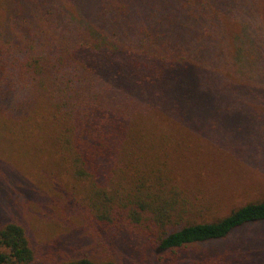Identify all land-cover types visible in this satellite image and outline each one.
<instances>
[{"label":"trees","instance_id":"obj_1","mask_svg":"<svg viewBox=\"0 0 264 264\" xmlns=\"http://www.w3.org/2000/svg\"><path fill=\"white\" fill-rule=\"evenodd\" d=\"M140 2L142 12L126 27L136 32V43L119 45L126 30L117 26L118 55L111 60L101 57L94 65L86 62V69L72 68L80 54L76 49L60 48L55 59L32 57L14 65L1 47L0 119L23 146L29 147L33 139L38 147L52 146L48 152L80 184L74 196L44 174L47 184L41 192L53 209L71 213L79 225L75 229L101 237L134 234L151 247L148 264H245L240 249L223 243L240 228L264 224V199L245 203L215 221L185 222L176 193L168 196L162 189V157L147 158V143L130 145L134 132L140 136L142 131L120 120L122 112L81 102L86 93L80 80L98 67L113 80L123 79L160 118V128L167 124L188 134V129L208 125L211 117L223 122L235 115L234 102L264 92V6L261 0ZM118 56L123 58L117 63ZM130 150L137 151L133 170L139 176L130 175L128 188L121 183L110 186L121 153ZM139 180L158 188L144 193ZM1 191L7 198L16 195L7 186ZM7 198L1 201L3 211L13 205ZM73 241L67 240L64 253L51 255L48 264H96ZM34 257L24 227L1 217L0 264H32Z\"/></svg>","mask_w":264,"mask_h":264},{"label":"rangeland","instance_id":"obj_2","mask_svg":"<svg viewBox=\"0 0 264 264\" xmlns=\"http://www.w3.org/2000/svg\"><path fill=\"white\" fill-rule=\"evenodd\" d=\"M261 2L264 6V0ZM141 8L140 0H0V48L14 65L17 60L32 57L55 59L60 48L76 49L80 54L75 59L76 65L71 66L86 69L83 65L86 62L94 65L101 57L111 60V55H118L120 50L115 51V46L121 34L119 28L126 30L119 45L128 41L136 43L132 35L136 32L126 27L132 16L137 18L142 12ZM118 57L114 58L118 59L117 63L123 58ZM103 71L104 68L98 67L86 79L81 77V89H85L82 94L86 93L81 102L122 112L120 120L125 118L131 129L142 131L140 136L134 132L128 144L135 147L147 143V158L162 157L163 161L158 162L163 163L162 189L169 192L168 196L176 193L174 199L181 204L179 210L185 222L215 221L245 203L264 199V92L258 91L259 95L236 103L230 100L234 102L231 107L235 106V115L221 119L223 122L219 117H211L208 125L197 131L188 129L187 134L179 128L173 131L167 124L160 128L163 125L160 118L153 114L140 93L122 82L123 79L113 80L110 75H103ZM4 125L0 119V221L1 217L10 218L24 227L35 253L32 264H48L49 257L64 253L67 240L72 239L96 264L149 263L151 247L134 234L126 231L116 235L106 233L102 237L88 234L75 229L79 225L70 212L53 209L41 193L47 184L44 174L74 196L79 195L80 184L48 152L52 146L43 143L38 147L35 139L30 140L29 147L23 146ZM136 152L121 153L117 162L120 168L110 186L121 183L128 188L131 176H139L133 170ZM139 182L144 193L151 187L158 188L152 183ZM5 186L11 192L15 190L16 195L7 198V193L1 191ZM3 197L13 201L4 211L1 210ZM223 245L240 249L245 264H264V224L236 230Z\"/></svg>","mask_w":264,"mask_h":264}]
</instances>
